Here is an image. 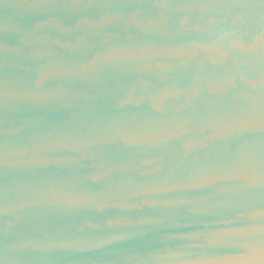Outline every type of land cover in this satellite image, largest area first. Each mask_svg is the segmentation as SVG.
Returning a JSON list of instances; mask_svg holds the SVG:
<instances>
[{"label": "water", "instance_id": "95a60500", "mask_svg": "<svg viewBox=\"0 0 264 264\" xmlns=\"http://www.w3.org/2000/svg\"><path fill=\"white\" fill-rule=\"evenodd\" d=\"M0 264H264V0H0Z\"/></svg>", "mask_w": 264, "mask_h": 264}]
</instances>
